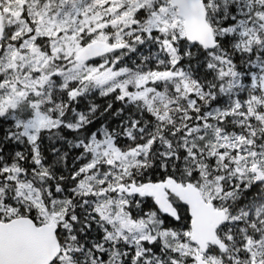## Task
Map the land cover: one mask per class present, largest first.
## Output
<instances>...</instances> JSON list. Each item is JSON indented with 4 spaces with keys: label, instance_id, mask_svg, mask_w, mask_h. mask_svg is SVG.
I'll return each mask as SVG.
<instances>
[{
    "label": "snow or ice",
    "instance_id": "6c2138e0",
    "mask_svg": "<svg viewBox=\"0 0 264 264\" xmlns=\"http://www.w3.org/2000/svg\"><path fill=\"white\" fill-rule=\"evenodd\" d=\"M0 264H264V0H0Z\"/></svg>",
    "mask_w": 264,
    "mask_h": 264
}]
</instances>
